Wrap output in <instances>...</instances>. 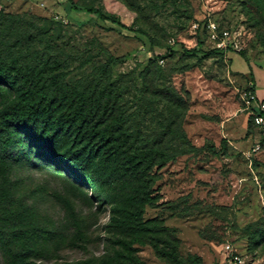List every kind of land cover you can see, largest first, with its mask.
Segmentation results:
<instances>
[{"label":"rangeland","instance_id":"obj_1","mask_svg":"<svg viewBox=\"0 0 264 264\" xmlns=\"http://www.w3.org/2000/svg\"><path fill=\"white\" fill-rule=\"evenodd\" d=\"M72 1L135 32L67 0H0V114L48 95L36 119L0 121V264H227L226 244L264 264L245 105L264 92V0ZM208 20L247 62L193 29Z\"/></svg>","mask_w":264,"mask_h":264},{"label":"trees","instance_id":"obj_2","mask_svg":"<svg viewBox=\"0 0 264 264\" xmlns=\"http://www.w3.org/2000/svg\"><path fill=\"white\" fill-rule=\"evenodd\" d=\"M67 2L69 3L71 11L75 13H83L87 16H92L102 21H108L111 24L117 25L124 30L135 32L133 28L124 26L123 24L120 23V21L117 18L111 15L104 14L100 9L94 8L92 6H78L72 0H67ZM201 43H202L201 41L197 42L198 50ZM198 50L196 52L199 53ZM237 54H239L242 58L246 60V56L242 52H237ZM249 77L253 79L252 72H250ZM251 91L255 93V87H252ZM47 97H48L47 93H43L39 99L35 97L33 92L26 93L21 99H19L17 103H15L10 108H7L1 112L0 114L1 124L9 129L19 128L26 121L36 119L40 113V103L42 100L47 99ZM46 126H47V122L43 120L41 122L42 129H45ZM56 134H57V130L50 131L47 134L45 141L43 143L46 148H50V146L53 144V138ZM221 144H222V148H225V141H222ZM70 155L72 154L70 153ZM120 211L122 214L128 217L135 218L137 216V214L129 212L125 209H120Z\"/></svg>","mask_w":264,"mask_h":264},{"label":"built area","instance_id":"obj_3","mask_svg":"<svg viewBox=\"0 0 264 264\" xmlns=\"http://www.w3.org/2000/svg\"><path fill=\"white\" fill-rule=\"evenodd\" d=\"M200 28H207L211 40L215 43V49L220 52H227L230 50L240 52L241 49L239 48L238 43L230 38L227 31L218 32L214 23L208 20L207 23H203L201 26L199 24L193 26L194 30ZM245 97L246 106L255 103L258 108L257 113L253 116V122L262 136L261 142L264 145V98L258 100L256 95L252 93L246 94ZM253 149L254 151H258L260 149V144H256ZM224 251L227 254V264H245L239 254H237L229 244L224 246Z\"/></svg>","mask_w":264,"mask_h":264},{"label":"crops","instance_id":"obj_4","mask_svg":"<svg viewBox=\"0 0 264 264\" xmlns=\"http://www.w3.org/2000/svg\"><path fill=\"white\" fill-rule=\"evenodd\" d=\"M245 74H246V73H244V74H242V75H245ZM255 92H256V97L258 98V100L263 99L264 92L259 93L258 90H257V87H255Z\"/></svg>","mask_w":264,"mask_h":264}]
</instances>
